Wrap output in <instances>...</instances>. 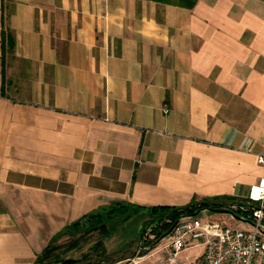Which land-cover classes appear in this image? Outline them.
Listing matches in <instances>:
<instances>
[{"label": "crops", "instance_id": "obj_1", "mask_svg": "<svg viewBox=\"0 0 264 264\" xmlns=\"http://www.w3.org/2000/svg\"><path fill=\"white\" fill-rule=\"evenodd\" d=\"M256 154L264 0H0V264H35L121 203L143 225L152 207L247 203Z\"/></svg>", "mask_w": 264, "mask_h": 264}, {"label": "built area", "instance_id": "obj_2", "mask_svg": "<svg viewBox=\"0 0 264 264\" xmlns=\"http://www.w3.org/2000/svg\"><path fill=\"white\" fill-rule=\"evenodd\" d=\"M255 157L257 164L264 167V154H256ZM247 204L248 208L238 210L257 225L249 231L187 217L147 256H138L121 264H141L144 259L159 253L161 257H156L154 264H189L180 255L193 247L203 249L202 255L193 264H264V236L258 229L264 230V177L259 178L250 189Z\"/></svg>", "mask_w": 264, "mask_h": 264}, {"label": "trees", "instance_id": "obj_3", "mask_svg": "<svg viewBox=\"0 0 264 264\" xmlns=\"http://www.w3.org/2000/svg\"><path fill=\"white\" fill-rule=\"evenodd\" d=\"M3 40L7 42L9 50L12 48V40L9 35H5L3 33ZM214 200H227L233 201L232 198H217ZM194 203V202H192ZM191 203V204H192ZM190 205V204H189ZM174 208L167 207H152L147 209L149 213V220L145 222L143 225V229H146V235L148 234L153 237L152 240H146L144 245L149 247L152 243L159 240L164 234H166L172 225L183 215H191L198 208L194 209H186L180 212L171 213L170 210ZM207 208H203L205 210ZM143 208L135 206L130 203H121L115 206H112L107 209H103L96 214H92L84 217L82 220L77 221L74 224H71L67 229L61 232L53 243L57 241L60 237L70 236L72 239H76L73 241L70 247H73L76 242L80 241L82 238H86L88 236L97 234L98 239L90 246V250L88 255L84 256L81 259H72V258H62L59 256L57 251L59 250L58 246H54L53 244L49 245L39 256H37L35 260V264H74L76 262L85 261L90 258H94L97 256L105 255L106 252L104 250L103 241L108 238L112 233L111 230L120 226L131 218L139 214ZM167 212L165 215L157 218V216ZM237 215L242 216L243 214L237 210L235 211ZM247 217L246 215H243ZM262 226H264V219L262 222ZM141 230V231H142Z\"/></svg>", "mask_w": 264, "mask_h": 264}, {"label": "rangeland", "instance_id": "obj_4", "mask_svg": "<svg viewBox=\"0 0 264 264\" xmlns=\"http://www.w3.org/2000/svg\"><path fill=\"white\" fill-rule=\"evenodd\" d=\"M197 217L201 220H205V221L208 220L206 218V216L202 213L199 214ZM143 218L144 217L141 215H136L130 221H127L126 223H124L120 226L114 227L111 230L112 237L108 241H105V240L103 241L104 242V250H105L106 254L119 251L122 248L127 247L130 244H132L138 238V236L141 233L142 225H143V222H142ZM221 218L227 219L228 217L221 215ZM263 229H264V227H263ZM97 239H98V235L94 234V235L88 236L86 238H82L80 241L76 242L73 247H70V246L73 243V241L76 239H74V240L73 239H70V240L62 239L57 245L59 247V250L57 251V253L62 258H72V259H76V260L81 259L84 256L90 254L89 253L90 246ZM152 239H153V237L151 235H149V236H148V234L145 235L143 242H142L143 247H146L144 245V242L146 240L149 241ZM158 245L155 246L152 249V251L155 250L158 247ZM199 248H202V247H193L191 249L184 250L181 253L180 257L184 260L186 259L189 264H193L201 256V253L198 254V251H197V250H199ZM142 255L147 256L148 253L140 254L139 256H142ZM155 257H161V254L159 253ZM155 257L146 258V259H144V261H142L141 264H150L151 259L155 258Z\"/></svg>", "mask_w": 264, "mask_h": 264}, {"label": "water", "instance_id": "obj_5", "mask_svg": "<svg viewBox=\"0 0 264 264\" xmlns=\"http://www.w3.org/2000/svg\"><path fill=\"white\" fill-rule=\"evenodd\" d=\"M249 205L244 202H237V201H227V200H212V201H196L190 205L174 208L170 210L171 213L180 212L186 209H194L198 208L193 214L191 215H183L181 216L170 228V230L164 234L159 240L152 243L149 247H143V239L146 235V229H143L138 236V238L129 246L122 248L119 251L113 252V253H107L102 256H97L94 258H90L85 261L76 262L74 264H121L124 262L131 261L135 258H137L140 254H146L152 251V249L160 244V242L166 238L171 231L185 218L187 217H197L199 214H201L204 210L203 208H207L205 210H209L213 213L228 215L232 217L234 220L238 222H243L246 224H249L252 228L257 227L255 223H253L249 218L237 215L235 213V209L238 208H248ZM167 212H164L163 214L157 216V218H160L161 216L165 215ZM261 231V234L264 236V230L261 228H258Z\"/></svg>", "mask_w": 264, "mask_h": 264}, {"label": "flooded vegetation", "instance_id": "obj_6", "mask_svg": "<svg viewBox=\"0 0 264 264\" xmlns=\"http://www.w3.org/2000/svg\"><path fill=\"white\" fill-rule=\"evenodd\" d=\"M234 211H237V210H234Z\"/></svg>", "mask_w": 264, "mask_h": 264}]
</instances>
